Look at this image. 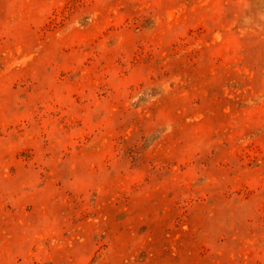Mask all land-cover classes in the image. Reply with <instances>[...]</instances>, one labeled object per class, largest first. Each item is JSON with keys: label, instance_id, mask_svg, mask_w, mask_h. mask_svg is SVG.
I'll use <instances>...</instances> for the list:
<instances>
[{"label": "rangeland", "instance_id": "obj_1", "mask_svg": "<svg viewBox=\"0 0 264 264\" xmlns=\"http://www.w3.org/2000/svg\"><path fill=\"white\" fill-rule=\"evenodd\" d=\"M0 264H264V0H0Z\"/></svg>", "mask_w": 264, "mask_h": 264}]
</instances>
